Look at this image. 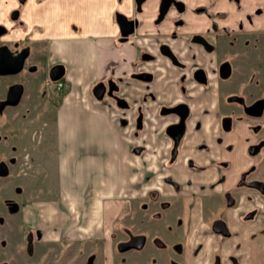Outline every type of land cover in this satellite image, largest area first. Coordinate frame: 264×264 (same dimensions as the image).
I'll return each instance as SVG.
<instances>
[{"label":"flooded vegetation","instance_id":"1","mask_svg":"<svg viewBox=\"0 0 264 264\" xmlns=\"http://www.w3.org/2000/svg\"><path fill=\"white\" fill-rule=\"evenodd\" d=\"M17 2L7 21H0L8 29L0 35V45L6 43L12 53L28 46V54L21 69L0 74L11 79L0 92V112L16 107L24 98L28 84L19 75H36L49 88L56 81L54 75L62 70L60 78H64L67 60L58 58L47 40H85L89 27L85 0H54L52 9L62 16H52L47 32L40 28L36 37L17 34L6 39L3 35L11 31L7 23L24 22L22 8L27 1ZM112 11L116 40L135 53L130 59L116 61L117 66L121 62L129 65V72L126 68L109 69L111 74L96 81L93 88L99 100L118 111L121 122L132 125L137 137L149 130L164 139L166 155L159 158L160 167L153 170L148 166L145 173L150 180L144 196L151 201L145 207L147 213L167 208L171 203L168 197L183 196L187 178H205L211 173L212 183H199L193 193L220 195L225 203L216 204L217 211L242 200L249 204L264 194V93L248 92L250 85H264V0H117ZM15 12L16 17L12 15ZM104 18L93 22L101 34L111 29ZM20 39L25 43L21 45ZM16 82L22 84V94L11 104L5 99L9 86ZM63 100H55L56 109ZM147 141L142 137L133 151L159 156V151L148 150ZM2 155L0 177L8 175L12 162L10 156ZM157 177L161 187L152 186ZM143 201L138 197L137 202ZM6 203L17 208L13 200ZM247 206L264 212L255 204ZM215 219L224 221L221 216ZM139 234L143 244L134 240L136 244L125 247H143L146 234L140 232L119 243L118 249H124L121 245Z\"/></svg>","mask_w":264,"mask_h":264},{"label":"crops","instance_id":"2","mask_svg":"<svg viewBox=\"0 0 264 264\" xmlns=\"http://www.w3.org/2000/svg\"><path fill=\"white\" fill-rule=\"evenodd\" d=\"M26 1L29 3L22 8L24 22L15 25L19 36H39L40 28L44 32L49 30L47 24L55 13L62 16L52 9L54 0ZM9 2V8L18 3L17 0ZM85 3V21L89 26L85 40H47L58 58H66L68 64L64 74L67 88L61 97L64 100L55 114L56 142L50 150L55 154L64 197L70 199L68 205L72 212L83 220L82 232L74 235L101 237L102 263L110 264L114 246L134 234L143 233L132 215L134 201L138 197L141 199V195L146 196L150 180L145 173L149 167L153 170L160 167L159 158L166 155V147L163 137L149 130L137 137L132 125L121 122L118 111L99 100L95 90L92 91L96 81L111 74L109 69L126 68L129 72V65L121 62L117 66L116 61L123 57L130 59L135 51L124 49L116 40L111 18L117 0H85ZM103 16L111 29L101 34L93 22L97 23ZM142 137H147L148 150L159 151V156L138 155L133 151L132 147L141 143ZM238 164L240 162L236 167ZM231 179L232 176L230 183ZM212 180L214 173L205 178L201 175L187 178L184 195L168 197L170 205L154 220L148 217L147 209L140 211L145 216L143 221L151 222L148 224L151 235L160 237L165 244L149 251L145 259L152 256L151 260H140L137 264H264V212L260 217V210L249 208L242 200L238 208L227 207L226 215L221 216L230 231L227 235L218 232L212 224L220 217L213 214L218 212L214 206L224 204V198L193 193L199 183L207 185ZM159 181L160 177L155 178L152 186L161 187ZM116 226L120 231L114 241L110 236Z\"/></svg>","mask_w":264,"mask_h":264},{"label":"rangeland","instance_id":"3","mask_svg":"<svg viewBox=\"0 0 264 264\" xmlns=\"http://www.w3.org/2000/svg\"><path fill=\"white\" fill-rule=\"evenodd\" d=\"M8 4L9 0H0V21H7L9 17L11 8ZM16 23H7L11 31L3 35L6 39L19 34ZM19 43L22 45L25 40L20 39ZM261 43L264 48V37ZM261 56L264 69V51ZM35 76L19 75L28 84L24 98L20 99L16 107H8L0 112V155L2 153L5 158L10 156L12 161L8 175L0 177V264H104L101 237L81 238L74 235L82 232L80 225L83 220L72 212V207L68 205L70 199L64 197L55 167V154L50 150L56 142L55 100L63 97L67 87L59 89L54 83L49 88ZM10 80L7 76L0 77L1 93ZM248 89L250 95L258 91L264 93V85H250ZM29 95L40 98H27ZM36 131L38 133L35 136ZM7 133H10L9 137ZM37 138H40L39 144ZM19 153L23 157L16 160ZM261 170H264V164ZM144 196L141 195L144 199L142 204L137 199L134 201L132 215L146 234L147 241L143 247L127 248L125 251H119L118 246H114L110 264H137L140 260H151L152 256L145 259L149 251L165 244L160 237L151 235V222L146 223V219L143 221L145 216L140 211L151 205L150 199ZM9 199L15 202L17 208L7 205ZM249 204L264 209V194H258ZM240 205L238 201L235 205H226V208H238ZM226 208L213 214L222 216ZM147 214L153 220L162 215L161 212ZM253 219L256 220L255 217ZM248 223L253 224L250 221ZM119 231L120 228L116 226L110 239L116 241Z\"/></svg>","mask_w":264,"mask_h":264},{"label":"water","instance_id":"4","mask_svg":"<svg viewBox=\"0 0 264 264\" xmlns=\"http://www.w3.org/2000/svg\"><path fill=\"white\" fill-rule=\"evenodd\" d=\"M20 1H24V0H20ZM12 15L16 17L17 12L13 13ZM7 30L8 29L5 27V25L3 23H0V35L3 34L4 32H7ZM27 52H28V46L22 48L20 51L18 50L15 53H12V51H10V49L8 48V45L6 43H2L0 45V74L15 73L17 70L21 69L23 60H25V57L28 54ZM62 71H60L61 73L59 74L57 73L56 75H54V77L60 78ZM21 85L22 84L20 82H16L15 84L9 86L8 89L9 97L5 99L6 102L11 104H15L17 102V100L20 98V95L22 94ZM96 93L98 92L96 91ZM212 224H213V228H215L218 232L222 234H227L229 231L227 224H225V222L222 219H214ZM134 240L137 241L140 240L139 243L137 242L139 245L144 243L143 236L139 234L136 237L130 239L129 241L127 240V242H125L121 246L122 247L128 245L133 246L134 244H136L134 243Z\"/></svg>","mask_w":264,"mask_h":264},{"label":"built area","instance_id":"5","mask_svg":"<svg viewBox=\"0 0 264 264\" xmlns=\"http://www.w3.org/2000/svg\"><path fill=\"white\" fill-rule=\"evenodd\" d=\"M67 83H68V81H66V80H64V79H59V78H58V79L56 80V84H55V85H56L57 87H59V89H60V88H65L66 85H67Z\"/></svg>","mask_w":264,"mask_h":264}]
</instances>
